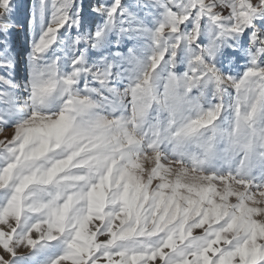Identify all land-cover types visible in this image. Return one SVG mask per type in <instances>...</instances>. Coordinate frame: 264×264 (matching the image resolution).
<instances>
[{"label":"snow or ice","instance_id":"1","mask_svg":"<svg viewBox=\"0 0 264 264\" xmlns=\"http://www.w3.org/2000/svg\"><path fill=\"white\" fill-rule=\"evenodd\" d=\"M0 137V264H264V0H0Z\"/></svg>","mask_w":264,"mask_h":264},{"label":"rangeland","instance_id":"2","mask_svg":"<svg viewBox=\"0 0 264 264\" xmlns=\"http://www.w3.org/2000/svg\"><path fill=\"white\" fill-rule=\"evenodd\" d=\"M20 39H21V42H23V37H22V36H21V38H20ZM0 138H2V137H0Z\"/></svg>","mask_w":264,"mask_h":264}]
</instances>
